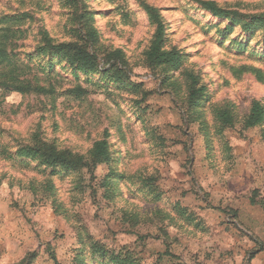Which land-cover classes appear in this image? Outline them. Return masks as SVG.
I'll list each match as a JSON object with an SVG mask.
<instances>
[{
    "label": "rangeland",
    "instance_id": "374dc122",
    "mask_svg": "<svg viewBox=\"0 0 264 264\" xmlns=\"http://www.w3.org/2000/svg\"><path fill=\"white\" fill-rule=\"evenodd\" d=\"M213 1L246 15L264 13V0ZM80 5L93 12L99 43L123 51L138 91L97 74L73 75L64 63L50 74L39 70L40 58L28 55L42 31L71 39L69 6L0 0V28L5 17L19 18L6 49L20 78L54 88L20 93L0 77V264H19L27 254L28 264H73L87 239L143 264H248L264 253V123L243 125L252 101L264 106L262 29L230 27L195 0ZM145 5L158 9L167 47L186 54L183 69L165 75L144 63L155 29ZM184 69L198 74L209 93L199 113L187 105ZM76 86L88 93L65 92ZM226 104L233 123L219 130L213 109ZM103 138L121 152L109 165L66 171L9 157L17 145L37 141L86 156ZM109 170L123 179L105 190Z\"/></svg>",
    "mask_w": 264,
    "mask_h": 264
},
{
    "label": "trees",
    "instance_id": "16d2710c",
    "mask_svg": "<svg viewBox=\"0 0 264 264\" xmlns=\"http://www.w3.org/2000/svg\"><path fill=\"white\" fill-rule=\"evenodd\" d=\"M64 1L70 10L72 26L68 29V34L71 39L57 41L47 31H42L35 50L28 55V60L32 61L34 57L40 58L37 67L47 74L51 73L55 64L64 63V67L69 68L73 75L97 74L100 81L115 82L137 92L138 84L131 81L130 68H128L129 65L123 51L119 48L108 49L99 43V32L93 24V12L80 5L82 0ZM195 1L201 9L213 16L228 19L230 27L238 24L247 34L262 29L264 36V13L246 15L220 6L213 0ZM144 8L155 27L150 43L143 53L144 63L152 68L163 69L165 75L183 69L186 54L176 47H167L165 23L161 19L158 9L149 5H145ZM18 22L17 16H7L1 22L4 26L0 28V65L6 68L0 72L2 84L6 89L20 93L51 94L54 92L52 84L45 87L32 82L29 78L21 79L20 75L22 74L17 73L18 68L7 53L8 41L18 32L12 28L11 24ZM181 74L186 83L187 105L192 112L199 113L204 107L209 93L205 85L199 81L198 74L187 69H184ZM65 92L76 97L88 93L80 86L67 89ZM213 113L214 118L219 122V130L232 125L234 114L227 104L214 108ZM262 123H264V106L259 101H252L249 112L243 118V125L249 128ZM111 147L112 144L108 142L107 138H103L95 141L87 155L84 156L68 149H59L53 143L37 141L33 144L17 145L9 157L29 158L37 161L40 165L68 171L97 164L109 165L121 156V152H115ZM7 157L3 156L4 159ZM122 179L121 174H115L109 170L104 176L103 186H105V190L115 189L117 183ZM75 252L73 264H92L93 260H98L101 264H143L132 253L126 250L115 251L94 239L81 241L80 247ZM88 255L90 258H87ZM19 264H28V254L20 260Z\"/></svg>",
    "mask_w": 264,
    "mask_h": 264
},
{
    "label": "crops",
    "instance_id": "0c3cea01",
    "mask_svg": "<svg viewBox=\"0 0 264 264\" xmlns=\"http://www.w3.org/2000/svg\"><path fill=\"white\" fill-rule=\"evenodd\" d=\"M248 264H264V253L256 252L254 256H252Z\"/></svg>",
    "mask_w": 264,
    "mask_h": 264
}]
</instances>
